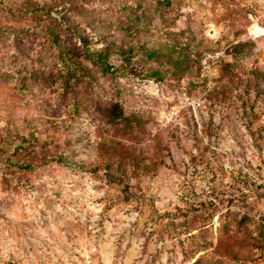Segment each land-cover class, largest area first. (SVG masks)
<instances>
[{
    "label": "rangeland",
    "instance_id": "rangeland-1",
    "mask_svg": "<svg viewBox=\"0 0 264 264\" xmlns=\"http://www.w3.org/2000/svg\"><path fill=\"white\" fill-rule=\"evenodd\" d=\"M0 264H264V0H0Z\"/></svg>",
    "mask_w": 264,
    "mask_h": 264
},
{
    "label": "trees",
    "instance_id": "trees-1",
    "mask_svg": "<svg viewBox=\"0 0 264 264\" xmlns=\"http://www.w3.org/2000/svg\"><path fill=\"white\" fill-rule=\"evenodd\" d=\"M98 57L100 58V57H101V55H98Z\"/></svg>",
    "mask_w": 264,
    "mask_h": 264
}]
</instances>
